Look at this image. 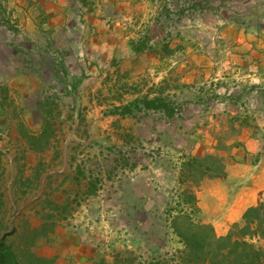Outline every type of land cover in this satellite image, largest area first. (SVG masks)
Returning a JSON list of instances; mask_svg holds the SVG:
<instances>
[{"label":"crops","instance_id":"0c3cea01","mask_svg":"<svg viewBox=\"0 0 264 264\" xmlns=\"http://www.w3.org/2000/svg\"><path fill=\"white\" fill-rule=\"evenodd\" d=\"M153 1L0 0V224L7 208L16 227L58 225L35 239L45 264L177 259L184 212L172 204L185 208L180 171L193 160L203 176L184 206L219 236L264 192V0H194L205 15L168 58L174 72L187 67L183 101L166 100L172 115L140 103L122 115L117 83L136 82L150 59L123 20ZM134 143L164 156L139 153L101 190L100 154Z\"/></svg>","mask_w":264,"mask_h":264},{"label":"rangeland","instance_id":"374dc122","mask_svg":"<svg viewBox=\"0 0 264 264\" xmlns=\"http://www.w3.org/2000/svg\"><path fill=\"white\" fill-rule=\"evenodd\" d=\"M201 5H198L194 0H156L149 5H140L135 8L130 17L131 19L123 20L124 23H131L132 34L136 43L145 40L148 45L149 50L147 52L149 53L150 59L148 60V70L143 76L139 74L136 77V82L132 84L126 83L125 81L129 80V77H125L124 75L118 81V95L116 100L118 106L120 105L119 107L132 105L136 102L142 103L145 99L151 100L159 98L162 100H170L172 103H181L183 101L185 91L189 89V84L186 82L187 67L183 65L178 66L174 72L172 62L168 58L172 54L171 47H175V51L178 52L179 49L186 47L192 40L193 34L191 30L189 32L188 28L192 23L200 21L205 15L203 4ZM180 52L182 53L180 57H183V52L186 53L183 50ZM182 57L181 61L183 60ZM109 84L112 85V82H108L107 80L102 83V90L106 89V95L104 96L102 93L101 99L106 104L109 101V92L111 93L110 90L112 88V86L109 87ZM139 153L145 154L153 163H158L164 156L161 148H146L137 143L115 147L111 150L106 149L100 154L102 161L93 169L94 173L99 175L100 182L98 184L101 183L103 187L106 186L108 175L114 177L122 176L124 171L129 169L137 161ZM187 163L184 164V167L182 166L180 171L182 179L180 183V194L182 195L180 206L185 208L181 210L176 209L177 204L174 206L172 204V207H174L175 213L180 214V212H184V216L181 215L183 220L181 221L180 227H182L183 231L189 232L196 230L195 226L202 225L203 223L198 219L196 208H192V211L188 210L183 203L184 201L186 203L188 201L192 202V196H194L192 192L197 186L196 178L189 172ZM263 193L260 195V200L263 198L261 197ZM12 211V209L7 208L4 211L3 224H0V240L5 239L7 249L16 258L18 264H45L43 261H38L33 254L36 245L35 239L39 236L40 231H42L41 233H48L55 230L58 225L48 221L39 227L28 224L16 227L12 218L16 216L17 212L13 214ZM172 216L173 214H171ZM7 217L9 220H7ZM188 218L191 224H189ZM256 242L259 245L264 243L263 240ZM178 251L180 252L175 255L177 259H172L171 257L164 258L163 256H158V258L164 260L162 264H173L175 261H177L175 264H186L184 262V251ZM135 257L128 256L127 261L130 264H141V261L146 264H159V262H154L157 260L156 257L153 258V261L151 258L142 255V253H138L137 257Z\"/></svg>","mask_w":264,"mask_h":264},{"label":"trees","instance_id":"16d2710c","mask_svg":"<svg viewBox=\"0 0 264 264\" xmlns=\"http://www.w3.org/2000/svg\"><path fill=\"white\" fill-rule=\"evenodd\" d=\"M147 46L145 40H142L134 46V51L143 52ZM139 103L124 107L122 115L131 114V107L136 106L138 109ZM140 104L145 111L166 110L171 115L174 113V109H171L166 100L159 98L145 99ZM187 167L196 178V182L200 175V177L203 176L200 173L201 165L197 161L188 162ZM94 180L95 183H99L98 179ZM261 197L264 198V193ZM263 198L257 206L249 208L243 216V222L234 224L224 237L218 236L214 228L207 224L196 225L194 231H183L180 227L183 218L182 216L177 217L174 221V229L185 245L184 262L186 264H264V243L259 245L256 242L264 241ZM189 224H191L190 219ZM0 264H18L16 258L7 249L4 238L0 240Z\"/></svg>","mask_w":264,"mask_h":264},{"label":"built area","instance_id":"2783aa9c","mask_svg":"<svg viewBox=\"0 0 264 264\" xmlns=\"http://www.w3.org/2000/svg\"><path fill=\"white\" fill-rule=\"evenodd\" d=\"M94 179H98V180H99V175H96V174H95V175H94ZM99 182H100V181H99ZM99 185L102 186L101 183H100ZM101 190H103V186H102Z\"/></svg>","mask_w":264,"mask_h":264}]
</instances>
